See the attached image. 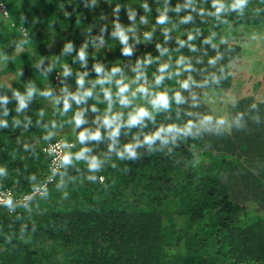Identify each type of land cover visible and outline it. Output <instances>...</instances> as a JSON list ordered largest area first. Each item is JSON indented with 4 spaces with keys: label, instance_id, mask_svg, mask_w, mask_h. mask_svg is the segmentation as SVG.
Returning a JSON list of instances; mask_svg holds the SVG:
<instances>
[{
    "label": "trees",
    "instance_id": "1",
    "mask_svg": "<svg viewBox=\"0 0 264 264\" xmlns=\"http://www.w3.org/2000/svg\"><path fill=\"white\" fill-rule=\"evenodd\" d=\"M0 2L9 8V16L0 14V96L8 97L0 104V119L9 125L0 129V167L7 170L0 183L19 197L41 185L49 175L50 158L43 148L50 141H73L74 155L89 149L84 158L73 156V163L45 190L46 197L38 194L19 202L14 211L0 207V264H264V0H249L242 15L221 13L226 22L200 14V9L214 11L212 0H193L196 11L182 8L179 13L176 5L187 0ZM166 6L169 22L160 25L156 17ZM113 13L122 18L107 25ZM189 13L193 19L181 24L180 18ZM141 16L147 23H140ZM116 23L133 29L128 33L131 55H123V45L111 35ZM21 27L27 30L25 36ZM164 28L169 29L167 40ZM145 32H152L147 40ZM189 32L200 34L188 41ZM212 32L215 48L203 43ZM180 40L186 43L181 46ZM67 43L73 51L64 54ZM85 44L87 59L81 65L77 52ZM157 45L168 52L162 56ZM218 54L210 65L209 58ZM149 56L152 63L141 68L144 78L135 82L145 81L149 94L137 93L128 107L113 103L109 114L121 113L126 120L143 107L153 120L122 127L117 147L134 137L143 140L161 126H198L205 116L213 122L223 118L226 125L219 131L197 127L192 136L178 135L167 144L157 141L151 148L142 145L135 160H121L110 152L103 128L101 141L81 144L77 133L100 126L108 110L103 91L110 89L115 99V83L95 85L93 97L73 103L66 114L54 98L63 97L64 89L77 92L76 80L85 72L84 87H92L97 64L105 72L120 67L114 79L129 84L130 96L137 89L130 82L137 75L133 69ZM181 56L193 70L172 79L166 75L156 86L159 67L168 63L174 72ZM65 65L72 75H63ZM188 76L195 83L182 89L179 81ZM30 89L34 92L27 107L17 112L14 93L25 95ZM44 91L50 95L42 96ZM157 92L169 96L168 110L152 109L149 101ZM176 93L183 103L175 102ZM82 110L87 123L75 129L72 117ZM238 114L243 115L240 129L233 125ZM48 133L52 135L45 139ZM93 156L103 162L95 173L86 164ZM92 175L96 179H89Z\"/></svg>",
    "mask_w": 264,
    "mask_h": 264
},
{
    "label": "clouds",
    "instance_id": "2",
    "mask_svg": "<svg viewBox=\"0 0 264 264\" xmlns=\"http://www.w3.org/2000/svg\"><path fill=\"white\" fill-rule=\"evenodd\" d=\"M165 3L167 4V0H165ZM249 0H234L233 3L226 4L224 0H212V8L214 11H207L204 9H200L199 12L201 15H208L216 18L217 20H221V22H226L222 20L221 13L231 10L234 12H237L238 14H243L244 10L248 7ZM144 11L149 12V6L147 3H144L143 5ZM182 8H192L193 11H196L197 9L194 7L193 0H187V2L181 6L176 5L174 11L179 13L182 11ZM117 11L119 9H116ZM170 9L166 6L156 17V21L160 25H165L169 22V16L167 15L168 11ZM135 14L131 13L129 15L130 19H134ZM193 19L192 15L186 14L180 18L181 24H187ZM140 23H147V19L144 16H141ZM133 31L132 28H124L121 26V24L116 23L115 24V30L111 33V35L119 40V42L123 45L122 48V54L123 55H131L132 54V47L128 45L129 35L128 33ZM165 34V39H168V28L163 29ZM199 32H196L195 35L191 32L187 35V40L192 41L196 38L197 35H199ZM144 39L147 40L152 36V32H145ZM216 33L212 32L210 36L206 37L203 41V43L211 44L213 48L216 47V44L213 43L212 37L215 36ZM179 45L183 46L186 41L180 40ZM73 44L67 43L64 45L62 52L64 54H67L71 51H73ZM190 49L192 51H196L195 47L192 45H189ZM87 45L85 44L83 47H81L77 52V58L79 59L81 65H84L86 63L87 59V53H86ZM157 48L160 51V54L163 56L168 52L167 48H161L160 45H157ZM220 58L219 54L215 57H211L208 60V63L210 65H214L216 61ZM6 59V58H5ZM152 58L149 56L147 57L143 62H138L136 65V68L133 69L134 72H137V75L133 79V83H135L138 80H141L144 78L143 72L141 71L142 64H151ZM176 63L180 66L176 71L169 72V64L164 63L162 64L158 72L159 75H156L154 78V84L156 86H159L163 83L165 80V77L167 75L168 79H172L174 76L179 77L181 75V72H190L193 70V66L189 60H187L185 57L181 56ZM94 71L98 74V78L95 80V83L92 85V87L85 89V79L84 77L87 76V72L83 73L82 75L78 76L76 83L78 85V91L77 92H68L67 89H64L65 95L63 97H56L53 100V103L56 105L62 104V112L68 113L72 109V104L75 103L76 105H81L85 103L89 98L93 97V88L95 85H111L115 83L116 85V92H115V99L113 97V93L110 89H105L103 91L104 101L108 104V110L105 113V115L101 118L100 126L95 130H90L87 128L81 129L77 133V140L84 144L86 141H101L104 137L102 136V133L100 131V128H103L107 130V135L111 143L108 145V150L110 152H115V155L118 159L121 160H135L137 158L138 152L137 149L142 146L146 145L149 148H151L154 144H156L157 141L160 142V144H167L169 140L171 139L173 142H175V138L178 135H184V136H192L194 135L193 129L194 128H203L207 130L209 127L215 128L217 131L221 130L225 125L226 121L223 118L216 119L213 122V118L211 116H205L203 120H201L200 124L197 126L196 124H193L191 122L186 123L184 127H177L174 125L169 126H161L157 128L155 131L149 134H145L143 137V140H140L139 138H135L133 142L123 144L119 147L117 137L120 135V129L122 127L126 128H132L137 125H144L145 120H153L152 113L147 109L143 107L136 108L132 113L129 114L128 118L126 120L122 119V114H109L112 111L113 103H118L122 107H128L132 103V98H134L137 93L148 95L149 89L145 88L143 86L137 87L135 91L131 92V95L129 96L130 92V86L128 83H126L123 79H114L117 74L121 73V68L118 66H114L111 68L110 72H105V69L102 65L97 64L94 66ZM63 75L65 77L72 75L71 70L65 65ZM195 83L193 81L191 76H188L187 79L183 81H179L180 87L182 89H189L192 84ZM34 92V89H30L27 91L25 95H21L19 92H15L14 95L16 96L18 100V104L16 107L17 112H21L23 109L27 107V101L32 97ZM42 96H49V91H44L40 93ZM195 98V97H194ZM175 102L177 104L183 103V97L180 95V93H176ZM8 102L7 96H0V104H6ZM151 104L152 109L156 111H166L170 107V98L165 92H157L153 94L152 99L149 101ZM252 108H256L257 105L253 103L251 105ZM91 110L93 112L98 111V109L95 106H92ZM3 115H7V109H5ZM43 113H41V116ZM243 119L242 114H238L236 119L233 121V125L240 129L243 127L241 124V120ZM257 122L259 123V117H256ZM17 125H19V121H15ZM71 123L73 124V127L75 129H80L81 125H84L87 123L85 117H84V111H77L74 113ZM8 121L5 119H0V129H6L8 128ZM55 127V124L52 125ZM52 133H48L44 138L49 139L51 137ZM53 142V141H50ZM49 143V142H48ZM89 151V149L85 148L83 151L78 153L76 155V159H80V157L84 156V153ZM73 163V156L71 153H65L61 157V166H68ZM102 161L93 156L91 158L86 159V164L90 172L95 173L100 170L102 167ZM7 174V170L5 168L0 167V176H5ZM35 179V177H33ZM89 179H96L94 175L89 176ZM60 185H58L59 187ZM42 196H47V192H43L41 194ZM64 197L66 198L68 193H63ZM3 206L7 207L10 211H14L17 207L16 201L11 197L8 196L2 201Z\"/></svg>",
    "mask_w": 264,
    "mask_h": 264
},
{
    "label": "built area",
    "instance_id": "3",
    "mask_svg": "<svg viewBox=\"0 0 264 264\" xmlns=\"http://www.w3.org/2000/svg\"><path fill=\"white\" fill-rule=\"evenodd\" d=\"M0 14L4 16H9V8L6 4L0 2ZM22 33L25 36L27 34V30L21 27ZM142 86L147 88V83L144 81ZM76 148V145L73 141L64 140L62 138L57 139L53 142H49L44 146L43 151L50 158L49 165V175L46 180L39 186H37L31 193L24 195L23 197H19L13 191V189L8 188L0 183V207H3V199L8 196H11L16 203L24 202L30 200L32 197L38 194H42L45 190H47L49 184L54 182L60 172L64 169V166H61V157L67 152L72 154V150ZM72 156H76L72 154ZM84 158V156L80 157Z\"/></svg>",
    "mask_w": 264,
    "mask_h": 264
},
{
    "label": "rangeland",
    "instance_id": "4",
    "mask_svg": "<svg viewBox=\"0 0 264 264\" xmlns=\"http://www.w3.org/2000/svg\"><path fill=\"white\" fill-rule=\"evenodd\" d=\"M121 18H122V16H118V14H115V13H113V16H111L110 18H108L106 21H107V25H111L112 23H113V20L115 19V21H120L121 20ZM117 19V20H116ZM0 20H1V18H0ZM1 22V21H0ZM36 22V21H35ZM140 32L139 33H137L135 36L136 37H139L140 36ZM24 37V36H23ZM228 43V42H227ZM230 45V44H229ZM14 48V47H13ZM12 48V49H13ZM142 81H144V80H142ZM130 82H132V81H130ZM142 83L143 82H140V84H136V83H134V85L133 86H135V85H137L136 87H139V86H142ZM133 84V83H132ZM59 132V134H60V130L58 131Z\"/></svg>",
    "mask_w": 264,
    "mask_h": 264
}]
</instances>
